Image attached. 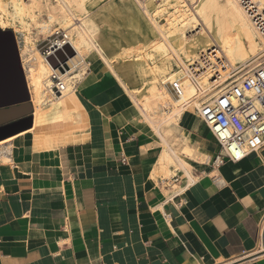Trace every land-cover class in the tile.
<instances>
[{
  "label": "crops",
  "instance_id": "0c3cea01",
  "mask_svg": "<svg viewBox=\"0 0 264 264\" xmlns=\"http://www.w3.org/2000/svg\"><path fill=\"white\" fill-rule=\"evenodd\" d=\"M18 83L16 59L0 58V89ZM79 96L90 126L68 128L72 142L34 128L32 99L31 127L0 132V264H264V146L218 162L216 138L188 112L179 133L210 160L194 163L196 180L176 170L163 181L152 176L161 141L104 63L92 61Z\"/></svg>",
  "mask_w": 264,
  "mask_h": 264
},
{
  "label": "bare ground",
  "instance_id": "6f19581e",
  "mask_svg": "<svg viewBox=\"0 0 264 264\" xmlns=\"http://www.w3.org/2000/svg\"><path fill=\"white\" fill-rule=\"evenodd\" d=\"M93 1L101 0H0V27L11 26L20 44L34 105V128L49 130L58 143L74 141L76 130L67 129L77 124L85 136L90 123L79 84L97 59L107 66L133 109L161 141L152 176L165 181L181 170L196 180L192 175L194 163L209 162L210 156L180 135L181 119L188 112L197 114L202 99L226 88L231 69L248 64L252 67L264 60V36L255 15L241 0H122L140 22L133 34L138 41L112 53L116 46L108 48L99 39L96 21L104 13L90 10ZM254 2L263 13L264 0ZM8 3L11 22L3 15ZM56 34L63 38L53 39L42 52L38 40L52 39ZM150 35L154 37L150 42L141 40ZM121 59L130 61L124 73L117 67ZM192 65L200 66L196 69L200 71V89L191 78ZM217 71L221 79L213 82ZM127 76L134 85L125 80ZM56 77L64 84L61 93L56 92ZM176 81L181 94L173 88ZM1 160L10 161L5 155ZM172 190L180 192L183 188L175 184L165 192Z\"/></svg>",
  "mask_w": 264,
  "mask_h": 264
},
{
  "label": "built area",
  "instance_id": "2783aa9c",
  "mask_svg": "<svg viewBox=\"0 0 264 264\" xmlns=\"http://www.w3.org/2000/svg\"><path fill=\"white\" fill-rule=\"evenodd\" d=\"M247 10L255 15V22L264 36V10L258 11L254 0H241ZM259 12V14L257 13ZM261 13V14H260ZM65 53L64 50H60ZM55 60L56 56L54 57ZM191 78L200 89L197 75L200 66L192 65ZM228 86L212 96L202 99L197 107V115L210 128L221 147L217 159H228L238 162L253 152H258L264 146V60L256 65L237 66L230 70ZM56 81V92L61 93L64 84L59 77ZM221 79L219 72H214L211 79L217 82ZM178 82H174V90L181 94ZM216 85L212 86L214 89ZM220 90V89H219ZM173 182L179 181L176 174ZM169 180V179H167ZM262 238L264 235V217L261 221ZM259 250H264V242Z\"/></svg>",
  "mask_w": 264,
  "mask_h": 264
},
{
  "label": "rangeland",
  "instance_id": "374dc122",
  "mask_svg": "<svg viewBox=\"0 0 264 264\" xmlns=\"http://www.w3.org/2000/svg\"><path fill=\"white\" fill-rule=\"evenodd\" d=\"M93 3L94 4L91 5L90 9L92 12L102 11L104 13V15H102V19L98 18V20L96 21L99 39L108 48L116 46V48L114 47L110 50L112 53L120 50L121 46L137 43L138 40L133 39V34L137 30V26L140 24V22L137 20L136 16L133 15V13L131 12L132 10H129L122 0H101L99 2L93 1ZM4 8L6 10V13L4 12L5 14L3 13V15L5 18H7V21L10 20L11 22V4L8 3V6H4ZM10 27L11 26L8 25L7 28ZM60 38H63L62 34H56L52 39H46L45 37H42L38 40V47L43 52L48 48L53 39ZM152 39H154L153 35H150L145 39L141 38L144 43L150 42ZM116 44L119 47H117ZM63 55L67 56L66 52L63 53ZM121 62L126 64V66L130 65V61L121 59ZM127 78L129 77L127 76ZM129 80L131 86L134 85L131 78H129Z\"/></svg>",
  "mask_w": 264,
  "mask_h": 264
},
{
  "label": "water",
  "instance_id": "95a60500",
  "mask_svg": "<svg viewBox=\"0 0 264 264\" xmlns=\"http://www.w3.org/2000/svg\"><path fill=\"white\" fill-rule=\"evenodd\" d=\"M16 59L19 71V83L16 89L5 90L0 89V114H4V118L0 120V132L12 129L13 127L28 122V127H31L32 117V102L27 80L25 78L16 40V33L12 28L0 27V58ZM8 92L12 94L10 99L5 101L2 94ZM22 108L23 112H18L17 109ZM18 112V113H17Z\"/></svg>",
  "mask_w": 264,
  "mask_h": 264
}]
</instances>
